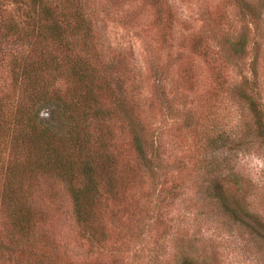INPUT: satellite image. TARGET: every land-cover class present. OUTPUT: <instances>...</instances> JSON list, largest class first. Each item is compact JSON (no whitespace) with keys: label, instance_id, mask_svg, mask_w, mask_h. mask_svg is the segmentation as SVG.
Segmentation results:
<instances>
[{"label":"rangeland","instance_id":"rangeland-1","mask_svg":"<svg viewBox=\"0 0 264 264\" xmlns=\"http://www.w3.org/2000/svg\"><path fill=\"white\" fill-rule=\"evenodd\" d=\"M243 1L251 2L247 6L240 0H167L174 13L171 19L166 6L157 9L156 0H89L95 53L111 86L97 93L105 107H113V95L129 102L125 117L117 111L94 134L110 140L114 153L129 162L131 168L122 170L126 178L135 177L129 192L139 190L132 194L138 197L137 204L129 197L125 201L129 203L119 205V221L110 223L109 215L105 218L112 227L111 240L119 238V243L94 245L92 260L107 264L108 247L114 246L121 257L117 264H153L155 255L179 248L178 237L187 226L192 233L194 228L200 230L205 238L217 234L220 242L228 239L223 241L221 264H264L263 245L251 243L243 230L231 236L234 232L214 231L204 216L198 217L197 209L215 204L216 190L212 188L206 197L205 187H212L211 182L222 176L226 196L245 197L244 203L254 204L264 218V139L251 132L258 113L264 125V0ZM8 47L0 51V95L18 97L10 61L12 54L20 60L24 50L11 41ZM55 85L67 93L64 79ZM94 86H100L99 80ZM131 105L138 122L130 115ZM50 118L60 124L57 109ZM216 127L231 131L225 143L211 142ZM133 128L149 155H157L151 165L136 166ZM231 149L245 155L235 159L257 183L255 192L246 181H234L223 163L212 170L210 160L217 163ZM205 152L208 164L200 161ZM61 184L50 175L39 179V191L51 200L46 225L71 253L83 257L87 241H80L82 233ZM4 216L0 205L1 234L9 229ZM235 238L249 246L244 254L231 248L230 240Z\"/></svg>","mask_w":264,"mask_h":264},{"label":"trees","instance_id":"trees-1","mask_svg":"<svg viewBox=\"0 0 264 264\" xmlns=\"http://www.w3.org/2000/svg\"><path fill=\"white\" fill-rule=\"evenodd\" d=\"M88 2L0 0V51L9 48V41L24 50L20 60L12 54L10 61L12 81L20 92L18 97L0 95V205L9 228L0 233V256L3 258L0 264H104L100 259L90 258L93 246L103 248L119 243V238L111 240L109 221H119V205L129 203L125 202L129 197L137 204L138 197L132 194H137L138 188L129 192V188L135 186V177L126 178L122 171L131 165L122 162L114 153L110 140L100 133L94 134V129L101 130L103 126L99 124L105 125L117 111L125 117L129 102L113 95V107H105L102 96L97 93L111 86L98 63L95 23ZM240 2L248 6L251 1ZM156 4L158 10L166 6L173 19L174 13L167 0H156ZM167 23L171 27L170 21ZM238 42L244 45L242 38ZM60 79H64L67 93L56 87ZM95 80L100 82L98 88L94 86ZM56 109L59 125L50 118ZM130 115L134 121H139L133 105ZM127 118L132 123V119ZM133 131L131 142L136 166L151 165L157 155H149L137 129ZM214 132L211 140L214 143L217 140L225 143L226 137L232 135L231 131L226 133L217 127ZM251 132L264 139L259 113ZM207 155L205 152L201 156L202 163L208 164ZM238 156L239 153L231 149L217 163L211 160L209 163L212 170L223 163L234 181H246L255 192L257 183L248 170L244 173L242 164L236 160L246 157ZM42 175L53 176L62 183L63 195L71 204L77 228L82 233L79 232L80 241H87L88 250L83 257L71 253L46 225L51 200L39 191ZM218 178L211 182L212 187L206 186L204 192L207 197L211 196L212 188L216 190L215 204L207 209L198 207V217L204 216L213 224L214 231L234 232L231 236L243 230L250 236L251 243L264 246V218L257 207L245 204V197H227L223 190L224 178ZM114 216L118 220L112 219ZM182 230L184 234L177 241L179 248L166 255H155L153 264H221L220 256L223 244L228 243L227 238L223 243L217 239V234L205 238L196 228L193 233L187 226ZM127 234V230L122 231L123 240ZM116 237H119L118 232ZM230 241L236 253L244 254L249 247L237 238ZM114 250V246L108 247L110 257L106 258L110 261L107 264L120 262L121 257Z\"/></svg>","mask_w":264,"mask_h":264}]
</instances>
